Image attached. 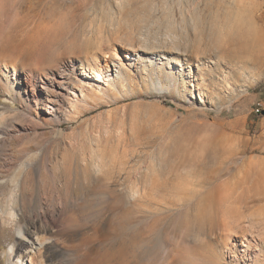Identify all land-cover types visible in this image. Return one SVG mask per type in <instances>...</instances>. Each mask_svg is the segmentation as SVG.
I'll list each match as a JSON object with an SVG mask.
<instances>
[{
	"label": "rangeland",
	"instance_id": "obj_1",
	"mask_svg": "<svg viewBox=\"0 0 264 264\" xmlns=\"http://www.w3.org/2000/svg\"><path fill=\"white\" fill-rule=\"evenodd\" d=\"M249 6L264 33V0H0V79L12 89L0 90V192L20 183L25 212L54 231L66 264H264L233 258L241 232L255 243L261 230L242 219L264 217V201L247 209L231 197L264 180V53L229 51ZM95 57L122 75L101 98L82 77ZM70 61L78 71L57 121L17 89L27 75L39 89L37 68ZM229 210L243 218L226 230ZM10 235L39 253L37 236L19 225Z\"/></svg>",
	"mask_w": 264,
	"mask_h": 264
},
{
	"label": "bare ground",
	"instance_id": "obj_2",
	"mask_svg": "<svg viewBox=\"0 0 264 264\" xmlns=\"http://www.w3.org/2000/svg\"><path fill=\"white\" fill-rule=\"evenodd\" d=\"M248 13L251 15H248L249 20L247 21V24L245 26L240 25L239 29L232 33V41L235 43L232 47L230 46L231 48H229V51L234 55V57L239 58V60L237 61L246 60L253 62V58L255 57V55H263L264 53V33L256 24H254L253 17L256 15L257 9L254 8V6H249ZM19 46H21V44H7L5 51L13 52L17 48H19ZM134 50V52L137 53V49L135 48ZM111 51L110 52L113 53V56L117 60H119V67H123L122 59H119V56L115 52V49ZM4 54L5 53H3V55ZM104 55H106V53H104ZM261 56L259 55V57ZM93 60L94 63L90 64L89 67H87L84 63H81V70L83 73L81 74L82 77L85 78L84 87H88V89L92 87V92L94 93L95 97L101 98L100 95L105 94L104 91H106V88H104V83L108 84V87L110 84L116 86L117 83L122 80V75H118V77L115 78L114 75L111 74L112 70L110 69L108 64L102 65L99 57H95ZM57 63H52V65L50 64L51 67L49 70L41 67L37 68L38 71L44 72L43 76H41L43 84L41 86L39 85V89L38 78H31V75H27V85L24 87H19L17 91L19 92V94H28L31 90L35 95V98L33 100L35 106L42 107L43 105L44 107L45 105L44 109L46 115L55 118L57 121H60L58 117L59 114H63V112H65L64 110H62L64 109V100H62V96H65V93L68 91V85L70 84V82H73V75L78 71V68L76 67L77 64L75 63V61H70V65L68 66H61L59 63ZM231 64L233 65V62ZM218 69L221 71V66ZM223 74V78L226 79L228 74ZM241 75L243 76L242 73ZM237 76L239 77V75ZM130 77L131 76L129 75V73H127L126 79L129 80ZM0 90L6 93L9 92V94H11L10 92L12 89H10V85L8 86V84L4 85L0 79ZM15 101L17 102L16 99ZM79 102L81 101L77 96L73 100L70 99L71 109L75 110ZM0 125L1 131L5 132L3 123H1ZM246 183L247 180L241 181V185H244ZM12 184L13 185L11 187V190L8 193L0 192V208L2 210V216L0 217V225H2L0 228V249L4 248L3 240H6L8 237H11V239L14 241V247L12 246L13 248L11 249V251H9V253H5V256L3 255V259L0 258V264H6L8 262H10L11 264H20V262L21 264H24L26 258H30L33 264H66L64 262L65 260L63 259L67 255L68 251L61 248V246L55 240L54 231L48 229L44 224L36 222L30 215L25 212L20 183L16 182V180H13ZM237 187L242 188L240 196H238V194L235 195L234 193L231 197L236 203H240L243 208L249 209L252 207V204L264 201V180H257L251 189H246V187L240 186ZM217 205L219 206V204H215L214 202L209 201L207 205H205V209H207L208 212H211L212 214H216L219 212V210L217 209ZM262 212L264 213V210H262ZM229 217L231 221H223V225L225 226L224 228L226 230H230L232 224L238 223L243 218L238 211L234 210H229ZM42 218L46 219V216H44L43 213ZM245 218L246 219L242 220H247L248 226L249 224H251V226H249L251 229L255 228V225L260 226L261 230L257 232L259 234V238L257 237L256 242L253 243L252 240L248 238L246 231L241 232L240 236L242 238V242L241 244H236V248H240L239 251L241 256H238V254L236 253L233 254V258L236 261H238L239 259L247 260V257L249 255L247 252H251V255H253V261L256 260L257 262H264V217L250 218L248 215H246ZM9 225L12 228L16 225H19L20 229L23 230V234H25L27 237L37 236V242H39V245L41 247L39 253H37L36 255H28L27 251L30 246L27 242L23 240H16L12 235H10L12 228L10 229ZM232 237V233L227 234V240ZM15 259L17 261H15Z\"/></svg>",
	"mask_w": 264,
	"mask_h": 264
},
{
	"label": "built area",
	"instance_id": "obj_3",
	"mask_svg": "<svg viewBox=\"0 0 264 264\" xmlns=\"http://www.w3.org/2000/svg\"><path fill=\"white\" fill-rule=\"evenodd\" d=\"M262 109H263V104H261V103L258 104V106H257V108H256V113H257V114L261 113Z\"/></svg>",
	"mask_w": 264,
	"mask_h": 264
},
{
	"label": "water",
	"instance_id": "obj_4",
	"mask_svg": "<svg viewBox=\"0 0 264 264\" xmlns=\"http://www.w3.org/2000/svg\"><path fill=\"white\" fill-rule=\"evenodd\" d=\"M263 115H264V112H263Z\"/></svg>",
	"mask_w": 264,
	"mask_h": 264
}]
</instances>
